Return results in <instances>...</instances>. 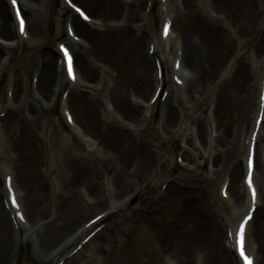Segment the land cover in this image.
<instances>
[{"label": "bare ground", "instance_id": "6f19581e", "mask_svg": "<svg viewBox=\"0 0 264 264\" xmlns=\"http://www.w3.org/2000/svg\"><path fill=\"white\" fill-rule=\"evenodd\" d=\"M82 1L93 13L90 16L94 26L84 22L78 13L68 12L66 5L58 14L59 21L68 16L76 36L83 40L84 48L76 49L79 44L75 45L70 36L65 37L75 58L77 77L72 82L64 61L60 62L61 52L48 45L63 34L60 25L57 33L50 29L54 0H20L27 19L26 35L19 34L10 0H0V83L8 74L6 82L13 90L9 101L0 92V106L6 111L0 117V135L6 134V146L7 135L13 142L10 151L4 153L0 149V160L19 163V171L10 165H4L2 170L4 179L7 174L13 175L12 185L24 213V221L14 220L15 210L8 209L3 200L5 196L8 198L9 191L0 190L3 200L0 214L9 216V224L0 235V264L14 261L19 264L18 254L25 237L33 244V264H60L61 260L63 264H73L86 245L72 256L66 250L86 236L90 229L87 222L95 216L83 225L78 223L94 207H104L100 212L110 210L104 218L114 212L119 218L109 220L91 238L89 243L95 239L99 243L83 261L75 264H121L118 233L123 227L132 230L137 222L146 237L145 257L138 264H238L228 229L235 235L237 224L250 205L242 177L243 156L246 159L249 145L245 143L251 138L260 107L264 0H180L175 4L166 0L162 4L167 8L162 9L161 15L164 19L173 16L166 39L161 32L157 35L151 29L152 18L144 8L151 0ZM195 14L197 17L188 23L190 26L184 27V17ZM261 29V36L255 40ZM26 36L31 41L28 47L22 45L28 40ZM150 40L154 43L153 54L145 48ZM252 44L247 55L246 50ZM19 47L24 51L19 52ZM155 54L161 56L162 82L157 76ZM177 58H181L179 70L174 69ZM129 59L133 72L128 78L122 77L119 65ZM31 70L38 77L36 83L28 78ZM177 73L183 79L182 85L174 80ZM96 74H99L97 81L88 80ZM161 85L168 95L157 110L155 122V105L148 97H153ZM69 86L64 112L71 109L81 133L89 137L91 150L83 149L79 133L66 126L60 117L58 123L52 117L60 93ZM8 124L17 125L13 133L5 130ZM32 127L36 129L34 134ZM214 128H218L215 137L211 134ZM263 130L264 124L260 132ZM174 139L183 141L180 151L184 161L196 170L204 167L201 159L206 160L205 152L217 153V168L213 175L204 176L207 183L203 187L186 184V172L175 173L177 164L172 150L167 152ZM260 152L263 150L258 146L255 183L259 208L246 231L247 252L256 253L255 264L257 256L264 264V217L256 232L261 233L262 242L254 247L249 240V230L261 218L259 209L264 204V171L262 188L257 176ZM83 153L88 157H83ZM234 161L237 166L226 173ZM40 165L53 174V202L33 194L42 180L28 171ZM220 165L223 167L218 170ZM196 170L193 173L198 174ZM101 175L108 176L103 187ZM218 181H221L220 194L224 182L229 181L227 199L215 192ZM164 183L167 186L163 189ZM65 187L68 201L60 196ZM208 192L214 195L212 199L207 198ZM190 196H199V203L188 208L186 200ZM226 201H230L229 207H225ZM28 208L39 219L37 223L31 221ZM174 211L178 216L166 217V213ZM61 215L79 221L73 226L64 221L53 226L47 221L48 218L62 221ZM74 225H78L76 230ZM212 233L215 235L211 237ZM16 235L20 237L17 247Z\"/></svg>", "mask_w": 264, "mask_h": 264}, {"label": "rangeland", "instance_id": "374dc122", "mask_svg": "<svg viewBox=\"0 0 264 264\" xmlns=\"http://www.w3.org/2000/svg\"><path fill=\"white\" fill-rule=\"evenodd\" d=\"M178 1H180V0H173V3L175 4ZM60 2H62V1L61 0H54L53 6H52L53 19L50 22V25H51L50 29H52V33H54V30L57 29V26H58L57 24H59V22H57V13H56V11H57V9L59 7V3ZM77 2L82 4V5H84V6H86L82 0H77ZM153 3H154L153 7H152L153 11L151 10L150 12H148V14H149V17L152 18V28L151 29L153 30V32H155L158 35L159 34V30H160V20H161L159 0H153ZM147 7L148 6H146V7L144 6V8H146V9H147ZM89 12L93 15V13L90 10H89ZM145 12H146V10H145ZM173 13L175 14V11ZM196 15L197 14L188 16L186 18L184 17V22H182V25L184 23V25H183L184 27L185 26L189 27L190 25L188 23L193 22V19L197 17ZM61 24H62L61 28H62V31H63V35L65 37L66 36L65 19H64V21ZM177 28H179L178 24H177ZM57 31L58 30H55L56 33H57ZM261 33H262V29L260 30V34L259 35H258V33H256L257 37H255V40H257L259 38L258 36H260ZM59 40H62V38H54V39H52V41L50 40L48 42L49 47L55 48L56 44H57V41H59ZM30 42L31 41L29 40L27 43H24V47L25 46L28 47L30 45L29 44ZM148 47H149V44L146 43V45H145L146 51H148ZM252 48H253V44L250 47L248 46V49L244 48L245 50L247 49L246 50V54L247 55L249 54V52L251 53ZM77 49H79V48H77ZM17 50L19 52L24 51L23 48H21V47H19ZM119 68L121 70L122 77H127L128 78L130 76V73H131V71L133 70L134 67L131 66V60L129 59L128 63L123 61V63L119 65ZM251 70L254 71V69H251ZM7 75L4 76L3 81L0 83V92H1L2 96L5 97V98L8 96L7 92H8V88H9V86H7V82H6L7 81ZM33 76H34V71L31 70L29 72V74H28V78H29L30 82H31ZM98 77H99V74H96V76L94 78H92V79L90 78L88 80L89 81H97ZM100 77H101V75H100ZM259 77H261V74H259ZM90 88L92 89V87H90ZM96 95L98 96V94H96ZM149 99H151V95H149L148 100ZM156 106L158 107V105H156ZM1 110H2V107L0 106V112H1ZM20 115L24 116V113L21 112ZM52 117L55 119V123H58L57 120L60 117L62 119L63 123L65 124V119H64V116H63V112H62V109H61L59 104L55 105V109L52 112ZM153 119L156 122L157 119H158V114L157 115L154 114ZM16 127H17L16 124H13L11 126L8 124V125H6L5 130L8 132V134H10V133L14 132ZM245 127H247V124L245 125ZM245 127H244V132H245ZM217 130H218V128L217 129L214 128V130L211 131V134L214 137L217 136V134H218ZM63 131L65 133L67 132L66 129L63 130ZM34 133H36V129L32 127L31 134H34ZM79 133H81V132H79ZM4 135H6V134L2 133L0 135V149L2 148V151L4 153H6V152L11 150L12 147H10V146H12L13 142L10 141L9 135H7L8 146H6L7 139L5 138L6 136H4ZM234 136L235 135H234V132H233L232 137H234ZM80 139H81V142H82L81 146L83 147V149L91 150V147L89 146V143L87 141L89 139V137H87L83 133H81L80 134ZM180 139L171 140L170 143H169V146L167 145L168 146L167 147V152L172 150V154L174 156V161L177 164V171L175 173L178 174L180 172H186V179L184 181L186 184H188L190 186H193V187L194 186L195 187H199V188L203 187L207 183V179L206 178L204 179V176L209 174V173L211 175H213V172L215 171V168H217L216 163H215V158L217 156V153L210 152V151H208V152L204 151L206 153V160L201 159V161H203L202 163H205L204 167L200 168L198 170L193 169L194 167L188 166L187 165L188 163L186 164L185 163L186 161L184 162V157H183V155H182V153L180 151V148H182L184 146V144H183V141L180 140ZM13 141H14V139H13ZM260 144L261 145L264 144V131L262 132V137H261ZM169 147H170V149H169ZM262 147H263V145H262ZM24 148L28 152L29 151V144H26L24 146ZM83 157H88V154L87 153H83ZM231 158H232V156H230L229 159H231ZM2 164L10 165L11 168H13L15 170H17L18 166H19L18 162H14L13 163V161L9 160V159H7V160L1 159L0 160V190L1 191L4 190L3 172L1 170ZM223 165L225 166L226 163H224ZM223 165H220L218 167V170L221 169L223 167ZM236 166H237L236 161H234V163H231L230 168L228 169V171L226 173L232 172V170H234V168ZM22 169L23 168H20V170H22ZM24 169H25V166H24ZM52 170L53 171L56 170V166H54ZM195 170L198 171V174L193 173ZM18 171H19V169H18ZM258 171H259L258 172L259 186L262 188V183H263L262 172L264 171V154H261V152L259 153V156H258ZM28 172L32 173V174L33 173L36 174L42 180V182L39 184V186L35 187L36 189H34L33 194L36 195V196L46 197V198H48L49 200H51L53 202V200H54L53 196H55V189H54V185H53L54 182H53V179H52L53 174L48 173L47 168H46L45 165H40V166H36V167H33V168L30 167ZM19 175H20V173H19ZM63 177H65V179H66V177H67L66 173L63 174ZM109 178H110V176H109ZM106 180L108 181V176L107 175H101L100 186H102V187L105 186L104 183H105ZM220 184H221V181H218V183H217V185L215 187V192H217L218 195H219V191L218 190H219ZM66 188L67 187H65V189L61 190L60 196H64L65 200L68 201V193L66 192ZM207 194H208L207 198L210 197V199H212V196H214L213 194H210L209 192ZM75 201H76V203L78 205L81 206L82 203L78 200V198H76ZM198 203H199V196H190L186 200V206L188 208H191V207L195 206ZM225 205H226L225 207H228V203H226ZM0 207H3V203H2L1 197H0ZM27 207L30 208V206L28 204H27ZM102 210H104V207H100V208L99 207H94V208H92L90 210H87L88 212L85 213L86 216L82 219L81 222L78 223V225L79 224L83 225L86 221H88L90 218H92L93 216H95L96 214H98ZM259 213H260L261 218L259 220H257L255 222V224H253V226L251 227V230H250V235H249L250 240H251V242L253 244L254 243L256 244L258 242L259 243L262 242L260 240L261 233L257 234L256 232L258 231L259 227L260 228L262 227V224H263L264 204L261 205V207L259 209ZM29 214H30L31 221L37 223L39 219H37L34 216V214L32 213L31 209H29ZM121 215H123V214H121ZM121 215H120V217H121ZM165 215H166V217L169 216V218H171V219L174 218L175 216H178L177 212H175V211L174 212H168ZM61 216L64 217V219L62 221H60V218H57L55 220H52L51 218H48L47 221L50 222V224L53 225V226H56L59 223H63V221L68 223L69 225L72 224V226H73V224H75L77 221H79L78 219L75 221L76 217H73L71 219H67V217L65 218V216H63V215H61ZM118 218H119V214L118 213H114V214L111 215L110 218L105 219L106 220V224L109 222V220L110 221L111 220L114 221V220H117ZM107 220H108V222H107ZM8 222H9V216L6 215V214H0V235H2L4 233V231L6 230L8 224H9ZM78 225L77 226L74 225L75 226L74 229L75 228L77 229ZM74 229L71 230L72 233L69 234L70 236L73 235L74 231L76 230V229L75 230ZM224 232H225V230H224ZM261 232H262V230H261ZM212 235H215V234L212 233L211 237H212ZM18 238L19 237H17V236L15 237V242L17 243L16 247H17V245L19 243V239ZM80 239H78L70 247V249L66 250V252L71 250L72 247H74L80 241ZM118 239L120 240L118 251L120 253V258H121L120 262H121V264H138L145 257L144 256V251L146 249V237L143 234L142 225H141L140 222H137L136 224H134V228L132 230H131V228L128 229L127 227H123V229L120 231V233H118ZM97 243H99V242L96 239L93 240L92 242H90L83 249V253L81 255L77 256V258L75 259L73 264H75V262L83 261L84 258L92 252V249L94 248V245H97ZM263 243H264V241H263ZM17 261L18 262L20 261L19 264H33L35 262L33 244H32L31 241H28V239L26 237H25V243L20 245V250H19ZM15 263H16V261H14V264ZM257 264H261V262L259 260H257Z\"/></svg>", "mask_w": 264, "mask_h": 264}, {"label": "snow or ice", "instance_id": "6c2138e0", "mask_svg": "<svg viewBox=\"0 0 264 264\" xmlns=\"http://www.w3.org/2000/svg\"><path fill=\"white\" fill-rule=\"evenodd\" d=\"M13 2H15V0H13ZM69 3H71V0H69ZM73 7H75V5H73ZM78 12H80L81 10L80 9H77ZM81 15H84L83 12H81ZM85 19H88V17L85 15L84 16ZM21 31H24V21L23 19H21ZM165 35H167V30L165 31ZM63 47V46H61ZM65 53H67V49H64ZM68 64H69V73H72V58L71 56L68 57ZM73 79H75V75L72 76ZM69 119L71 120V116H69ZM250 166H251V161H250ZM251 172H249L248 174V183L249 185L252 184V179H251ZM10 182H11V177H9V186H10ZM252 197H253V201H255V198H256V190L255 188L253 187L252 188ZM12 203L16 205L17 208H19V205L16 203V199H15V196L13 195V198H12ZM20 218L21 219H24L23 217V214L21 213L20 214ZM251 219V216L249 215L247 217V219L244 220L243 224L240 226V230H239V233H238V237H239V240H238V243H239V249H240V254L241 256H243L244 260L247 261V264H252V260L247 256L245 255V250H244V240H245V233H244V225L247 224L248 220Z\"/></svg>", "mask_w": 264, "mask_h": 264}]
</instances>
